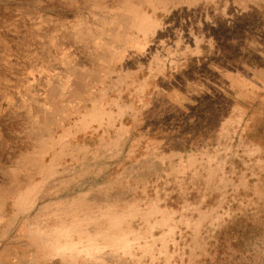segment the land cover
Instances as JSON below:
<instances>
[{
  "label": "rangeland",
  "instance_id": "374dc122",
  "mask_svg": "<svg viewBox=\"0 0 264 264\" xmlns=\"http://www.w3.org/2000/svg\"><path fill=\"white\" fill-rule=\"evenodd\" d=\"M111 90L132 102L129 120L151 150L226 159L228 215L191 257L181 244L184 264H264V0H0V264H75L76 239L61 232L75 218L59 210L76 193H109L122 209V160L92 166L72 148L80 139L60 138ZM152 181H129L131 220L150 200L188 196L185 183ZM121 220L114 237L100 231L98 251L84 233L77 261L138 264L102 248L122 244Z\"/></svg>",
  "mask_w": 264,
  "mask_h": 264
},
{
  "label": "crops",
  "instance_id": "0c3cea01",
  "mask_svg": "<svg viewBox=\"0 0 264 264\" xmlns=\"http://www.w3.org/2000/svg\"><path fill=\"white\" fill-rule=\"evenodd\" d=\"M143 90L144 88H139L138 93L141 91L142 95ZM132 109V102L122 99L121 91L102 92L98 99L88 102L60 134V138L67 139L68 142L80 139L81 145L75 144L72 148L84 152L86 157L82 160L90 158L92 166L107 162L105 167L113 168L115 161L122 160L119 164L123 173L121 178L123 186L126 184L128 187L126 197L122 195V209L111 203L112 196L109 193L105 199H100L97 194L80 192L74 196L76 203L73 207L59 210L60 217L75 218L68 227L65 223L61 229L62 233L71 234L76 239L73 241L75 264H82L77 258L82 259L83 234H89L91 250L98 251V234L101 231L114 237L116 217H122L119 224L123 227L124 240L122 244H114L112 240L102 247L108 249L106 256L110 257L111 262L114 261L116 247L119 258L127 263L132 261L138 264H147V260L148 264H157L161 259L158 256L163 254V250L170 252L171 248H175L177 251L172 254L173 264H184L189 257L181 244L191 246V257L204 244V233L216 232L228 215L225 200L232 184L226 176V159L222 152L215 150L213 154L204 155L199 160V156L181 148L151 150L148 144H143L142 136L146 132H135L134 122L129 120ZM125 171L128 174L124 176ZM132 176H145L150 180L154 177L151 188L156 189L160 188V183L164 186L185 183L188 194L184 195L188 196L177 197V202L173 200V204H163L162 200H158L156 204L150 200L145 209L140 208L138 215L131 220L128 212L131 210L129 181ZM82 182L83 179L79 178V184ZM196 182H199L198 190ZM99 200L102 202L99 203ZM131 226L137 227L133 232L137 235L133 241L130 237ZM50 244V248L55 249L52 244L56 242Z\"/></svg>",
  "mask_w": 264,
  "mask_h": 264
}]
</instances>
